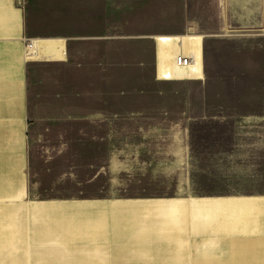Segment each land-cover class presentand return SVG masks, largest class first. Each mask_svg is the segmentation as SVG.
<instances>
[{"label": "crops", "instance_id": "crops-1", "mask_svg": "<svg viewBox=\"0 0 264 264\" xmlns=\"http://www.w3.org/2000/svg\"><path fill=\"white\" fill-rule=\"evenodd\" d=\"M181 54L191 63L178 65ZM171 110L183 131L216 118L218 133L264 143V0H0V131L27 128L38 116L49 124L57 115L112 132L119 118ZM4 138L0 146L8 145ZM237 200L264 207L263 197H228L70 205L98 211L39 208L57 241L28 252L18 245L27 208H17L21 238L12 254L17 264H173L130 253L155 235L154 225L128 213L175 206V239L188 243L185 264H213L201 256L226 253L215 243L264 238L256 231L228 236L224 223L197 218L201 207L223 213L224 202ZM200 242L207 245L197 253L190 244Z\"/></svg>", "mask_w": 264, "mask_h": 264}, {"label": "rangeland", "instance_id": "rangeland-1", "mask_svg": "<svg viewBox=\"0 0 264 264\" xmlns=\"http://www.w3.org/2000/svg\"><path fill=\"white\" fill-rule=\"evenodd\" d=\"M38 117L43 119L31 120L27 128L0 131L5 136L1 141L8 144L0 146V163L8 166L0 167L5 177L0 190L6 191L0 193V210L28 209L21 211L25 242L18 244L25 252L33 244L57 241L52 237L56 230L37 216L39 208L98 211L96 206L70 205L264 198V143L249 140L243 132L218 133L221 125L216 118L192 121L183 131L181 124L175 128L178 116L171 110L164 115L119 118L116 130L99 132L92 122L55 115L46 124L45 116ZM14 188L20 194L10 193ZM175 213V206L128 213L154 225L149 229L155 235L154 241L137 243L130 253L185 264L188 243L175 239ZM206 245L190 244L194 250L198 247L197 253Z\"/></svg>", "mask_w": 264, "mask_h": 264}, {"label": "bare ground", "instance_id": "bare-ground-1", "mask_svg": "<svg viewBox=\"0 0 264 264\" xmlns=\"http://www.w3.org/2000/svg\"><path fill=\"white\" fill-rule=\"evenodd\" d=\"M7 180L11 181V177ZM217 215L222 219H217ZM197 218L203 222L212 220L216 224L224 223V233L236 236L237 233L244 236L246 232L264 233V207L257 208L251 201H228L223 203V213L220 209L213 208L212 214L205 206L198 209ZM218 223H217V222ZM237 231L233 232V229ZM221 232V231H220ZM227 236V235H226ZM21 238L20 216L16 209L0 210V254H5L0 258V264H17L15 256L12 254L17 250V240ZM232 238V237H231ZM243 238V237H242ZM225 243H215L214 249L218 245H223L226 253H213L208 256H201L204 260H210L213 264H259L264 258L262 248L263 239H251ZM227 240V239H226ZM228 241V240H227ZM230 241V240H229ZM200 249L204 250L205 246Z\"/></svg>", "mask_w": 264, "mask_h": 264}, {"label": "built area", "instance_id": "built-area-1", "mask_svg": "<svg viewBox=\"0 0 264 264\" xmlns=\"http://www.w3.org/2000/svg\"><path fill=\"white\" fill-rule=\"evenodd\" d=\"M176 60H177V64H179L181 66H186L189 63H191V59L187 56H184V55H178Z\"/></svg>", "mask_w": 264, "mask_h": 264}]
</instances>
